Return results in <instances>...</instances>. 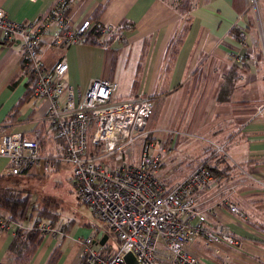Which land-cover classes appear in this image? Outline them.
Returning <instances> with one entry per match:
<instances>
[{
  "label": "crops",
  "instance_id": "1",
  "mask_svg": "<svg viewBox=\"0 0 264 264\" xmlns=\"http://www.w3.org/2000/svg\"><path fill=\"white\" fill-rule=\"evenodd\" d=\"M57 1L0 0V8L14 22H37ZM251 2L197 0L184 16L166 0H74L70 9L74 26L97 20L122 28L123 38L99 41L101 46L85 43L42 52L46 67L67 62L68 83L80 94L89 89L93 80L109 79L119 85V100L153 97L157 102L164 101L165 97L179 98L185 105H202L200 111L204 115L198 118L204 119L205 124L207 119L208 126L222 127L219 132L224 134L220 140L224 142L220 144L225 146L229 166H234L231 173L239 191L236 201L242 204V198L246 197L248 204L251 199L248 206L262 210L263 226L251 224L250 219L244 222L221 207L219 223L242 242L238 247H222L232 255L229 262L202 240L190 244L188 252L205 264H264V109L259 111L264 106V54L260 61L254 59L257 51L264 53V0H256L254 10ZM186 24L190 29L171 58V44L184 34ZM239 33H243L246 47ZM249 50L254 65L241 59ZM22 63L19 42L0 39V131L37 138L45 151L42 155L50 159L48 167L40 165L17 176L22 179L17 181L23 184L37 173L59 175V166L64 165L60 162L64 142L56 137L47 121L48 101L30 94L31 80L24 73ZM234 68L237 75L232 74ZM230 80L233 85L230 98L221 101L224 86ZM8 164L6 158L0 157V177L4 176ZM66 166L70 168L66 173L72 175L68 181L72 187V168ZM258 195H262V201L255 198ZM36 217L25 221L24 226L33 225ZM75 222H68L69 231L65 236L43 237L28 264H48L56 248L60 250L56 264H83L77 240L94 236L96 224L88 223V229L74 235ZM16 232L0 231V264H14L10 247Z\"/></svg>",
  "mask_w": 264,
  "mask_h": 264
},
{
  "label": "built area",
  "instance_id": "2",
  "mask_svg": "<svg viewBox=\"0 0 264 264\" xmlns=\"http://www.w3.org/2000/svg\"><path fill=\"white\" fill-rule=\"evenodd\" d=\"M73 1L58 0L37 22H14L0 8V39L19 42L22 69L33 82L31 95L48 101L47 121L64 142L60 162L71 166L78 200L95 216L94 236L77 240L84 264H126L129 253L139 264H205L187 250L198 240L231 260V253L222 247H238L242 241L219 223L218 212L226 205L231 213L242 215L230 201L237 186L221 191L205 164L169 185L162 177L166 157L154 152L150 143L141 146L137 163L109 165L107 160L144 142L153 100L119 101V85L109 79L93 80L80 94L68 83L67 62L44 66L43 49L85 44L91 33L99 35L101 42L123 38L121 28L114 25L86 20L74 26L70 16ZM249 53L241 59L253 64ZM263 109L261 106L259 111ZM218 150L226 153L224 145ZM0 157L9 161L4 171L9 178L40 165L48 167L50 160L42 155L37 138L1 131ZM44 223L24 227L0 214V231L35 230L54 239L66 235L64 226ZM105 236L107 241L100 245ZM111 240L117 244L113 250L108 245Z\"/></svg>",
  "mask_w": 264,
  "mask_h": 264
},
{
  "label": "rangeland",
  "instance_id": "3",
  "mask_svg": "<svg viewBox=\"0 0 264 264\" xmlns=\"http://www.w3.org/2000/svg\"><path fill=\"white\" fill-rule=\"evenodd\" d=\"M251 1V9L254 10L257 8L256 0ZM244 45L246 47V42ZM116 97L117 99L121 97L120 92L117 93ZM153 103V114L148 120V134L144 142L139 143V145H136L132 150H126L123 155L122 153H118L116 157L107 160L108 164L114 166L120 161L137 163L141 146L145 145V143H150L154 145V148H152L154 152H161L166 157L162 177L169 185L180 182L191 173L195 167L201 164L203 165V163L210 164L212 168H214L215 173L218 174L220 170H222L221 167L224 166V163L221 161L227 162L228 159L225 152H220L218 150V146L221 145L220 143L224 142L220 140V135L224 134V131L220 134L219 131L222 127L217 128L212 125L208 126L210 122L207 119V124H205L204 119L198 118L200 114H203V112L200 111L202 105H198L197 103L185 105L182 99L175 97L170 99L169 97H165L164 101L158 100L157 102L153 100ZM186 106V110H181L182 107ZM66 169H70L66 164L60 165V172L57 176L55 174L48 176L37 173V175L27 178V181L23 182V184L17 181L22 180L19 179L20 177L9 178L7 181L14 186L13 188L20 190L22 194H29L32 204L34 205L35 202L37 209H41L45 203H49L50 206L53 205L56 210L60 211L61 214L55 225L56 227H65L70 220H75L76 222L73 224L74 228L72 229L75 235L78 231L80 232V230L88 229L86 224L90 223L91 225H97V222L86 205L78 202L73 182L72 187L68 184L71 174L70 172L66 173ZM170 171L173 172L170 173ZM217 178H220V174ZM218 182L220 184L217 185V188L221 189V191L230 185H236L235 183L227 184L224 181ZM225 195L227 194L224 193L223 196ZM238 198L239 191L237 190L235 194L230 196V201L239 208L242 215H235L231 213L228 206L224 205V207L227 208L230 214L237 216L242 221L246 222L250 219L251 224L253 223L256 226L262 227V210L258 207L248 206L251 199L247 201V204L246 197H244L242 198L243 203L239 204V201H236ZM255 198H259V200L262 201V195L255 196ZM34 216L37 215L35 214ZM33 226L34 225H31L30 228ZM65 233H67V229ZM108 245H111L112 250L117 247V244L112 240ZM226 261L229 262L230 260Z\"/></svg>",
  "mask_w": 264,
  "mask_h": 264
},
{
  "label": "trees",
  "instance_id": "4",
  "mask_svg": "<svg viewBox=\"0 0 264 264\" xmlns=\"http://www.w3.org/2000/svg\"><path fill=\"white\" fill-rule=\"evenodd\" d=\"M166 1L170 2V4L177 11H179L181 14L185 16L190 12V10L195 4V1L197 0H166ZM94 22H97V20H95ZM124 27L131 28V26L125 24ZM189 29H190V25L186 24L184 28V34H182L179 38L173 40L171 44V58L172 56L175 57V55L177 54L178 48L182 43L185 33L189 31ZM240 33H239V38H241L242 41L245 42V38L242 37L243 33L242 35H240ZM99 39H100L99 35H97L96 33H91V36L89 37L87 43L101 46ZM263 54L264 53L262 52V50L260 52L257 51L256 53H254V59H256L257 62L260 61V59H262L263 57ZM234 71H236L235 68L232 71V74L235 73ZM32 84L33 82L31 81V87ZM232 87H233L232 80H230L224 86L223 94L220 97L221 101L229 100ZM31 93H32V89L30 94ZM150 98L154 100L153 97ZM39 144L42 153V151L44 150L43 148H41L42 146L40 142ZM221 162L224 163V166L221 167L222 170H220L218 174L215 173L214 168H212L210 164L208 163H203V164L208 165L210 170H212L216 181L222 182L223 180H225L224 182H226L227 184L234 183L233 182L234 176L231 173L234 172V166H229L228 160L227 162L225 161H221ZM219 174H220V178H217ZM7 180H9V177H5V176L0 177V214L8 216L10 220L16 224L25 225L24 224L25 221L33 219L34 212L36 211L37 217L34 220L33 227L39 226V224H41L42 222H48L54 225L57 224L60 213L58 210H56L53 207V205L50 206L49 203H45L41 209H37L32 204L31 196L29 194L26 195L22 194L20 190H18L17 188H13L14 186H12ZM66 229L68 232L69 231L68 226H66ZM43 237H45V235L39 231L18 230L14 237L13 243L10 247V255L14 259V264H28L31 258L33 257V255L35 254L38 246L42 243ZM59 257H60V250L56 248L48 264H56Z\"/></svg>",
  "mask_w": 264,
  "mask_h": 264
},
{
  "label": "water",
  "instance_id": "5",
  "mask_svg": "<svg viewBox=\"0 0 264 264\" xmlns=\"http://www.w3.org/2000/svg\"><path fill=\"white\" fill-rule=\"evenodd\" d=\"M107 236H105L101 241H100V245H104L105 242L107 241ZM125 262L126 264H139L136 260V258L134 257L133 254H127L125 257Z\"/></svg>",
  "mask_w": 264,
  "mask_h": 264
}]
</instances>
